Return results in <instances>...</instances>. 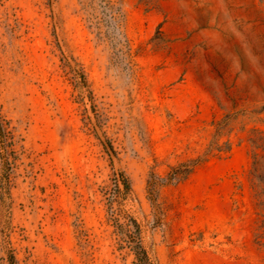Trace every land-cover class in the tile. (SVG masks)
Masks as SVG:
<instances>
[{
  "label": "rangeland",
  "instance_id": "1",
  "mask_svg": "<svg viewBox=\"0 0 264 264\" xmlns=\"http://www.w3.org/2000/svg\"><path fill=\"white\" fill-rule=\"evenodd\" d=\"M105 1L0 0V264H264V0Z\"/></svg>",
  "mask_w": 264,
  "mask_h": 264
},
{
  "label": "trees",
  "instance_id": "2",
  "mask_svg": "<svg viewBox=\"0 0 264 264\" xmlns=\"http://www.w3.org/2000/svg\"><path fill=\"white\" fill-rule=\"evenodd\" d=\"M104 7H105V11L107 12L106 20H107L108 26L109 25H116V23L119 21V17L114 11L115 10L114 5L108 0L107 2L105 1ZM117 25H118V23H117ZM80 76H81L82 82L87 84L88 79H87L86 74L84 72H82V73L80 72ZM8 132L9 131H7V127L5 126V123L2 121V119H0V139L3 141L5 140L4 142H6V140H8V134H7ZM2 148L3 149H1V154L3 156H5L4 162L6 163V162H8V160H10L11 156H14L13 154H15L14 153L15 151H13L12 149H10L8 147H2ZM173 176H174L173 174H170L168 176V179H172ZM120 180H122V182L124 183V185L127 189L131 188L130 179L125 177V175L123 173L121 174V179L117 178V182L119 183ZM161 180H163V182H165V180H167V178L161 179ZM134 222H135V226H136L134 237L137 239L133 243L132 246L135 250V254H136V257L138 260V264H154L151 260V257L149 255L148 250L145 248V246L142 243L139 225L137 224L136 221H134ZM10 260H11V264H17V258L14 254L10 255Z\"/></svg>",
  "mask_w": 264,
  "mask_h": 264
}]
</instances>
